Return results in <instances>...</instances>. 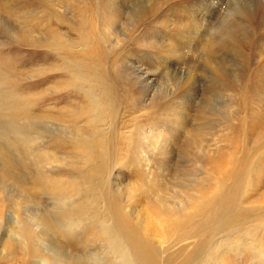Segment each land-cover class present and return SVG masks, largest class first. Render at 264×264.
<instances>
[{
    "label": "rangeland",
    "instance_id": "rangeland-1",
    "mask_svg": "<svg viewBox=\"0 0 264 264\" xmlns=\"http://www.w3.org/2000/svg\"><path fill=\"white\" fill-rule=\"evenodd\" d=\"M58 1L60 3L57 9L61 12L60 16L65 24L55 22L54 28L55 35L58 36L56 41L65 38L62 41L65 46L64 53L50 48L49 44L56 41H53L50 35L45 37L38 28L34 32V45L26 43L19 46L17 34L21 26L37 23L42 25L47 22L46 14L43 15L45 10L38 0H13V13L1 14L10 25L0 26V88L9 94L3 99L4 102L12 103L15 98L20 99L23 112L18 119H14L20 124L26 139L23 140L24 146L21 142L16 145L14 141L7 139L0 141L2 145L6 142L4 146L7 158L14 169L13 177H5L0 171V264H123L120 252H116L115 246L109 243L104 235L103 226L106 228L112 222L111 213H108L106 208V197L103 198L98 183L88 175L87 160L78 155L80 150L73 141L76 137L86 139L91 135L92 129L85 127V121L82 119L78 122L81 115L75 101L79 98V92L70 88L72 65L69 62L74 59L76 71L85 79V83H88L89 74L94 67L92 52L95 51V46L89 40L94 34L92 30L87 32L88 25L85 26V23H80V28L72 29L78 24L74 11L78 8L80 0ZM115 1L118 5L130 3L129 9L132 10L133 4L140 0ZM201 1L197 2L204 5ZM223 1L221 3V0H218L215 5L211 2L216 8L210 16L208 14L209 19L204 21L203 35H200L201 43L198 46L193 39L199 32L194 34L195 31L187 29L192 37L190 52L187 49L179 52L174 50L173 55L167 56V50L161 48L162 41L166 43L165 47L170 48L176 40L181 39L178 31L184 25L182 17H186L182 7L185 0H158L156 5L151 4L149 11L139 18L144 17L139 28L135 27L136 30L134 28L132 31L129 11L122 10L121 16L109 28L108 33L100 37L108 55L119 58V65H124L123 68L120 67L124 72L123 76L127 72L132 75L133 70L137 71L135 67L149 76H153L155 71L157 73L156 77L148 81V85H152L154 90H151L152 95L148 96L138 90L134 82L126 83L121 79L125 90L123 95H120V121L128 127L123 130L124 137L134 143L136 151L139 149L142 135L139 136L134 129L135 117L142 116L144 130L153 128L152 131H162L163 135H166V147L172 148L169 166L176 167L180 174L161 176L153 173L158 172L159 167L155 166L153 155L145 149L147 153L144 158L136 159L125 155L115 164L118 166H114L115 169L109 177L108 190L133 227L149 242L162 249L168 244L164 242L160 226L161 209L150 210L153 195L142 191L144 177L155 174L163 179L165 185L159 192L168 197L162 200L163 203L168 201V206L178 209L180 204H186L187 199L190 202L187 208L192 210L191 204L194 200L199 204L202 198L215 192L209 185L214 184L218 177L209 176L208 172L212 170L193 163L191 158L190 167L184 168L182 147L190 137L197 136L198 132L203 130L205 135L199 137L200 144L210 156L224 154L227 161L226 170L230 167L229 158L234 157L233 154L230 155L231 152L239 149L241 154L240 149L244 141L246 145H254L258 139H264L251 133H246L247 137L244 138V129L264 117V93H253L251 88V79L254 77L251 73L259 78L264 77L262 31H256L249 24L244 26L250 40L245 45L243 67L232 52L233 47L216 45L213 47L215 53L210 57L216 65L224 66L225 76L218 71L215 74L208 68L210 58L205 52L207 44L217 40L218 35L226 33V27L233 26V21L238 15L237 9L246 0ZM247 1L248 12L258 14L256 0ZM102 2L92 0L91 13L98 22L109 13L108 9L102 10ZM258 16L260 15L256 18ZM78 30L80 34H86L82 40H78L79 36L76 37ZM124 40L128 44H124ZM217 41L214 45L218 44ZM184 50L188 53L185 54ZM237 71L239 76H236ZM211 77L222 87L208 93L207 90L212 87ZM87 90L95 91L94 88ZM3 91L1 93L6 94ZM138 91L142 94L141 97ZM164 91L170 92L167 101L156 98ZM154 94L156 96H153ZM243 94H248L245 99ZM149 96L154 97V102H144ZM166 102H172L169 104L171 109L167 108ZM145 105L150 107L145 108ZM33 108H36L34 113L31 112ZM147 111L152 112V116ZM160 112L168 117L164 118ZM0 113L7 116L5 122L0 118V123H3L0 126L4 127L11 123L9 119L15 116L12 109H5ZM33 117L35 119L30 120ZM64 126L68 128L65 129ZM14 132L12 130L10 134ZM174 139L176 145L172 147ZM261 165H264V158ZM38 173L41 174L40 177ZM41 178L50 181L54 187L62 184L77 185L81 189L94 187L90 201L84 200L87 202L85 206L89 213L81 219L57 220V223L52 222L53 227L42 225L40 215L43 212L51 216L59 212L55 210L59 207L54 204L60 194L41 190ZM195 182L197 189L188 191L185 188ZM261 185L262 187L258 186L256 189H259V193H264V181ZM76 200L77 197L73 196L70 202H78ZM246 233L249 231L246 230ZM239 238L240 236H235L233 240ZM260 238L264 240V234ZM196 239L198 237L186 242H175L174 252L189 243L185 253L191 252ZM35 247L40 250L36 252ZM48 247L53 249V256L47 253ZM166 254L164 253V256ZM220 264L256 263L250 254L245 257L230 254L223 256Z\"/></svg>",
    "mask_w": 264,
    "mask_h": 264
},
{
    "label": "bare ground",
    "instance_id": "bare-ground-1",
    "mask_svg": "<svg viewBox=\"0 0 264 264\" xmlns=\"http://www.w3.org/2000/svg\"><path fill=\"white\" fill-rule=\"evenodd\" d=\"M12 1L13 0H0L1 27H5L8 24L10 25L7 20L5 21L2 18L1 14L6 13L11 15L13 13V9L11 8ZM38 1L40 2L39 5L45 10L43 15L46 14L47 22H44L42 25L37 23V25L24 24L21 26L17 34L19 46L26 43L35 44L36 38L34 37V32L36 28H38L39 32L43 33L45 37L50 35L53 41H56L58 40V36L55 35V22L65 24V21L60 16L61 12L59 13V9H57V5L60 3L58 0ZM102 1V10L105 11V9H108L109 13L104 18L102 17L99 22L98 20L95 21V15L91 13L93 9L92 0H80V4L77 6L78 8L74 11L75 21H78V24L72 29L80 28V23H85V26L88 25L87 32L92 30L94 34V37L89 40L95 46V51L92 52L94 67L89 74V82L85 83V79L76 71L73 57V61L69 63L72 65L70 88L79 92V98L75 101L81 115L78 122L82 119L85 121V127L92 129L91 135L87 136L86 139L76 137L73 141L74 144L76 142L77 148L80 150L78 151V155L87 160L88 175L98 183L103 198L106 197V208L108 213L110 212L112 216L110 226L106 228L103 226L106 240L115 246L117 253L120 252L123 264H220L223 256L230 254L241 257L250 254L254 263L262 264L264 262V240L260 237L264 234V193H259V189L257 190L256 188L258 186L259 188L262 187L261 183L264 181V165H261V160L264 158V139H258L254 145H246L244 141V144H242V146L240 145L242 147H240L241 154L239 149L231 152L230 155L233 154L234 157L229 158L230 167L226 170L227 161L225 155L219 153L216 156H210L200 144L201 140H199V137H204L205 135L203 130L198 132L197 136L190 137L182 147L185 164L184 168L187 169V167H190V164H192L190 163L191 158V160L194 161L193 163L196 162L200 164L201 167L212 170L208 172L210 173L209 176L218 177L215 179L214 184L209 185L210 189L215 190V192L209 197L202 198L199 204L194 200L191 204L192 210L187 208L190 204L187 199L186 204H180L179 208L177 207L178 209L168 206V201L167 203H163L162 200L168 199L163 192L162 194L159 192V189L165 185L163 179L155 174L144 177L142 180V191L153 195L152 203L149 206L150 210L161 209L160 226L164 234V242L168 244L166 247L163 246V249L149 242L146 237L142 236L141 233L133 227L121 206L112 197L113 195L108 190V180L112 170L118 166V164L117 166H115V164L120 159H123L125 155L136 159H142L146 156L147 152H145V149H147L148 152L153 155L152 160L155 166L159 167L158 172L150 170L151 172L161 176H178L180 172L175 169L176 167L169 166L172 160L170 159L169 161L172 148L170 146L166 147L167 139H165L166 135H163L162 131L156 129L155 132L152 131L153 128L149 129V131H147V129L144 130L142 116L135 117V119H133L135 125L134 129L139 133V136L142 135L140 137L139 149L136 151L134 143L129 142V140L124 137L123 130L128 127L123 125L120 121V95L122 96V92L125 90L122 87L121 79L126 83L134 82L137 89L142 90V93L148 96L153 89L152 85H148V81L156 77V71L153 73V76H149L143 70L135 67L137 71L133 70L132 75H128L127 72L125 76H123L124 72L121 68H123L124 65H119V58L110 57L108 55L100 38L107 34L109 28L116 23L117 18L121 16L122 10L125 12L129 11L131 31L134 30L135 27L138 29L144 17L142 19L139 18L149 11L151 4L155 3L156 5L158 0H140L133 4L134 7L132 10L129 9L130 3H121V5H118L115 0ZM185 1L182 7L185 10L186 17H182L184 18V25L182 24L183 26H181L178 31L181 35V39L175 42L178 43V45L174 43L169 48L168 46L165 47L166 43L162 41L161 48L167 50L165 52L167 56H169V54L173 55L174 50L179 52V50L183 51V49H187L190 52L192 37L190 35L191 32L188 33L187 31L189 28L195 31L194 34L199 32L194 36L195 39L193 40H195L194 42H196L197 46L201 43L200 35L203 32L202 27L205 26L204 21L205 19H209L208 14L210 16L213 9L216 8L214 5L218 0H199L203 2L204 5H200L197 2L198 0ZM211 2L214 4L213 6ZM223 2L224 1L221 0V3ZM221 3L219 4L221 5ZM248 4L249 2L247 0L243 1L241 6L239 4L240 7L237 9L238 15L236 20L234 19L235 21H233V26L230 28L226 27V33L217 36V40L219 41L213 40L212 43L210 40L211 42L207 44L205 52L207 57L210 58L208 59V68L215 72V74L216 71H218L224 73L225 76L226 72L223 70L224 66L221 67L216 65L215 61L211 60L212 58L210 56L215 53L213 47H216V45L233 47L232 52L236 54L240 66L243 67L245 45H247L248 40H250V35L248 36L247 29L244 28V26L247 27L249 24L252 28H255L256 31H262L261 36L264 37V0H256V9L259 10L260 14H257V12L255 14L249 13ZM220 5L218 6L220 7ZM256 14L260 16L256 18ZM200 20L203 21L200 22ZM223 32H225V30ZM85 35L80 34V30L76 33V37L79 36L78 40H82ZM64 39L65 38H62L59 41L50 43L49 47L64 53L65 46L62 45ZM216 41L218 44L214 45ZM126 43L127 41L124 44ZM188 51H185V54H187ZM253 75L254 77L251 79L252 92L264 93V77L259 78L258 75L255 76L254 73H251V76ZM236 76H239L238 71ZM211 83L212 87L207 90L208 93L222 87L215 78H212ZM92 88L95 89L94 92L87 90ZM1 91L3 90L0 88V99H2L0 101V112L5 109H12L15 116L9 119L11 123L7 124L8 127L6 123H4L6 127L0 126V141L2 139H7V141H14L16 145L18 142H21L24 146L25 142L23 140L26 139L25 134L20 124L14 119H18L23 112L22 103L18 98H15L12 103L4 102L5 97L9 94L7 95L6 91H3L6 93L3 94ZM186 92H188V90ZM169 93L168 91H164L156 98L167 101L168 96H170ZM138 94L141 97L142 94L139 91ZM248 94L242 95L244 99ZM153 96L156 95L154 94ZM153 96H149L147 99L149 101H145L143 97L144 102H154ZM166 103L167 108L171 109L169 104L172 102ZM3 105L5 106L4 109ZM144 107L150 106L145 105ZM35 109L36 108H33L31 112L34 113ZM148 112L149 111H147V113ZM149 114L152 116L153 113L149 112ZM162 115L164 118L168 117L165 113ZM6 117L7 116L0 113V118L4 120V122L7 120ZM34 119L35 117L30 120L33 121ZM156 127L158 128V126ZM64 128L67 129L68 127L64 126ZM12 130L15 131L14 134H10ZM244 132V138L247 137L248 133L258 138L264 137V117L261 121L245 128ZM175 140L176 139L173 141L172 147L176 145L174 144ZM4 144H6V142ZM4 144H0V171L5 177H13L14 169L7 158V150ZM235 147L236 146H234V148ZM140 167L142 166L140 165ZM180 168L183 169V167ZM38 176L40 177L41 174L38 173ZM185 188L188 191L197 189V182ZM41 190L45 192L51 191L52 194H60L56 197V203L54 204L59 207L55 208V210L59 212L54 216L44 214L43 212L40 215L42 225L53 227L52 222L57 223V220L62 221L71 218L81 219V217L89 213V209L85 206L87 202H84V200L90 201L94 187L90 186L81 189V187L77 185L68 186L64 184L54 187L50 181L41 178ZM73 196L77 197L78 202H70ZM249 224H252V226H249ZM246 230H248L249 233H246ZM235 236H240V238L233 240ZM197 237L198 239L193 242V250L191 252L185 253V249L190 246V243L186 247L182 245L178 248L179 250L177 249L178 251L176 253L174 252L175 249H173V246L175 242H186ZM39 250L40 248L35 247L36 252ZM46 251L50 256H53V249L51 250V248L48 247ZM164 253H167L166 256H164Z\"/></svg>",
    "mask_w": 264,
    "mask_h": 264
}]
</instances>
